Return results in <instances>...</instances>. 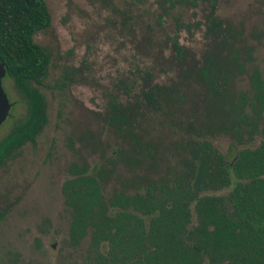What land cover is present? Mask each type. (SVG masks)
Returning <instances> with one entry per match:
<instances>
[{"label":"trees","instance_id":"obj_1","mask_svg":"<svg viewBox=\"0 0 264 264\" xmlns=\"http://www.w3.org/2000/svg\"><path fill=\"white\" fill-rule=\"evenodd\" d=\"M205 2L203 23L184 22L179 14H172L179 6H195L196 0L157 2V21L170 15L173 22V34L166 36L168 83H152L146 70L140 77L147 82L145 88L131 105L114 96L107 101V123L130 150L136 148L144 157L149 146L132 130L136 99L153 110L160 109L159 101L166 107L188 103L192 119L176 130L175 148L181 153L177 182L157 192L149 182L134 195L113 191L104 199L100 171L85 164L73 166L60 186L70 210L71 244L89 228L96 249L103 241L119 249L120 264H128L124 261L128 255L133 264H195L201 258L209 264L212 257L222 258L220 264H264V75L238 29L222 25L216 17V0ZM49 21L44 0H0L2 78L11 80L25 103L24 114L0 138V166L25 144L34 145L47 123L46 100L39 89L47 55L33 35ZM182 27L187 33L202 30L204 43L198 57L180 43ZM242 77L244 86L238 87ZM121 86L125 92L131 89L124 81ZM218 138L226 140L224 152ZM157 193L163 195L157 198ZM5 210L0 207V220ZM148 239L152 251L143 261L139 255ZM108 253L114 258L110 248ZM106 257L97 252V262L108 264Z\"/></svg>","mask_w":264,"mask_h":264},{"label":"rangeland","instance_id":"obj_2","mask_svg":"<svg viewBox=\"0 0 264 264\" xmlns=\"http://www.w3.org/2000/svg\"><path fill=\"white\" fill-rule=\"evenodd\" d=\"M158 1L44 0L50 21L33 35V41L47 55L46 74L39 85L47 123L34 145L25 144L0 166V207L6 208L0 220V264H107L97 262V252L105 257L107 252L108 264H120L119 249L107 241L96 249L89 228L77 243L69 242L70 210L60 186L73 166L85 164L100 171L104 199L113 191L134 195L149 182L156 192L177 182L181 153L175 148L176 130L192 119L188 103L166 107L159 101L160 109L153 110L136 99L137 110L127 115L134 118L135 137L149 146L148 157L140 156L136 148L130 150L106 121L112 96L131 105L145 88L143 71L150 72L152 83H168L166 36L173 34V22L170 15L157 21ZM207 9L205 0H196L195 6H179L172 14H179L184 22L203 23ZM214 13L252 46L253 63L264 75V0H216ZM191 31L180 28L178 38L198 57L204 43L202 30ZM122 81L131 85L129 91H123ZM244 83L242 77L238 87ZM1 86L10 105L0 123V138L25 112L24 100L11 80L1 78ZM262 116L264 122V111ZM216 143L224 152L226 140L218 138ZM149 242L142 243L143 261L152 251ZM209 260L220 264L223 259ZM124 261L135 260L128 255Z\"/></svg>","mask_w":264,"mask_h":264},{"label":"water","instance_id":"obj_3","mask_svg":"<svg viewBox=\"0 0 264 264\" xmlns=\"http://www.w3.org/2000/svg\"><path fill=\"white\" fill-rule=\"evenodd\" d=\"M4 74H5V68L3 63L0 61V123L6 117L10 105L5 95V92L3 91V88L1 86V78L4 76Z\"/></svg>","mask_w":264,"mask_h":264}]
</instances>
